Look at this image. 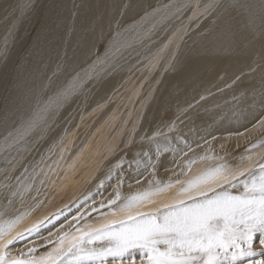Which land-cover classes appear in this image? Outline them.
<instances>
[{
  "label": "bare ground",
  "instance_id": "bare-ground-1",
  "mask_svg": "<svg viewBox=\"0 0 264 264\" xmlns=\"http://www.w3.org/2000/svg\"><path fill=\"white\" fill-rule=\"evenodd\" d=\"M30 20L28 36L10 37L15 24ZM113 40L127 45L115 57ZM76 80L79 87L19 151L0 153V185L11 184L0 188V212L3 219L22 216L11 236L25 237L9 246L12 256L50 251L48 240L99 227L102 213L119 218L107 206L118 176L127 181L121 200L154 178L171 181L154 197L159 205L175 199L176 181L217 163L212 156L233 167L248 156L244 167L264 163V131L254 127L264 113V0H0V144L38 102ZM157 130L169 137L161 142L186 155L166 152L155 171L141 167L138 176L145 152L156 162L147 138ZM5 155L15 158L14 168ZM17 177L30 187L12 196ZM37 224L38 232L26 231ZM260 238L253 239L255 255L237 264L264 259Z\"/></svg>",
  "mask_w": 264,
  "mask_h": 264
},
{
  "label": "snow or ice",
  "instance_id": "snow-or-ice-1",
  "mask_svg": "<svg viewBox=\"0 0 264 264\" xmlns=\"http://www.w3.org/2000/svg\"><path fill=\"white\" fill-rule=\"evenodd\" d=\"M125 46L113 40L110 45L113 57ZM79 85L80 81H73L71 86L58 91L42 106L38 102L33 114L4 137L0 153L19 151L25 138L46 123L54 106L70 96ZM260 104L264 107V93L261 94ZM254 127L264 131V113ZM174 129L173 123L169 131ZM160 136L164 141L169 140L158 130L147 138L155 146L156 162L145 152L147 160L136 161L138 176L142 175L139 171L141 167L145 171L149 168L155 171L156 163L166 152L186 155L183 148L170 149L167 143L158 139ZM180 139L192 151L191 145L182 137ZM204 142L208 143L207 140ZM260 143L264 145V140ZM14 159L9 155L3 157L4 162L13 168ZM200 159L207 160L209 157ZM211 159L217 163L185 182L176 181L180 187L171 203L157 205L154 197L166 193L173 183H161L155 178L148 182L149 188L131 193L121 200L119 187L127 181L118 176L116 195L108 200L107 206L111 216L119 218L109 219L107 214L102 213L105 219L99 227L85 226L77 229L78 234L74 235L65 232L55 242L48 240L47 244L54 246L39 255L36 254L37 247L29 248L18 256L10 255L9 246L25 238L23 232L11 236L22 216L3 219L4 213L0 212V240L10 237L0 244V264H137V257L139 264H237L242 257L254 256L252 244L256 233L261 234L259 242L264 245V163L244 167L245 159L252 160L248 156L241 157V164L233 167L224 157L212 156ZM261 159L264 160V156ZM186 163L190 167L195 161L190 159ZM8 179L10 181L12 177ZM16 179L18 184L10 192L12 196L22 194L30 187L18 177ZM0 188L10 190L11 184L0 185ZM145 207H148L147 211L143 210ZM92 210L97 211L95 208ZM39 227V224L33 225L26 231L38 232ZM261 255L264 256V253ZM251 264H264V259Z\"/></svg>",
  "mask_w": 264,
  "mask_h": 264
},
{
  "label": "rangeland",
  "instance_id": "rangeland-1",
  "mask_svg": "<svg viewBox=\"0 0 264 264\" xmlns=\"http://www.w3.org/2000/svg\"><path fill=\"white\" fill-rule=\"evenodd\" d=\"M23 22L14 25L15 31L11 32V36L10 37L16 39V38H19V37L28 36V34L30 33L29 27L32 25V23H34V20L28 21L27 25H26V22H24V23ZM19 42H21V40ZM13 43L14 42L11 43V46H12Z\"/></svg>",
  "mask_w": 264,
  "mask_h": 264
}]
</instances>
